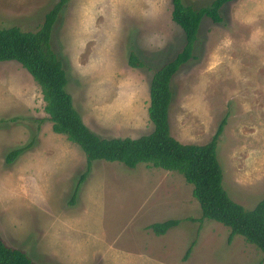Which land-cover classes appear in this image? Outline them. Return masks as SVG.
Instances as JSON below:
<instances>
[{
	"label": "rangeland",
	"instance_id": "rangeland-1",
	"mask_svg": "<svg viewBox=\"0 0 264 264\" xmlns=\"http://www.w3.org/2000/svg\"><path fill=\"white\" fill-rule=\"evenodd\" d=\"M59 1L0 0V28L35 33ZM213 1L182 0L195 9ZM172 11L171 0H68L60 13L52 48L74 107L100 137L137 139L154 130L153 75L185 44ZM221 15L220 24L202 21L194 59L172 80L170 131L183 144L206 145L225 120L217 144L223 186L253 210L264 199V0H234ZM131 52L144 68L129 65ZM32 141L7 165L12 150ZM86 165L81 148L53 132L31 75L18 63H0V235L9 247L35 264L262 261L243 237L228 243L224 225L192 222L202 216L200 205L176 172L96 161L72 204ZM171 219L181 224L166 236L148 229Z\"/></svg>",
	"mask_w": 264,
	"mask_h": 264
},
{
	"label": "trees",
	"instance_id": "trees-1",
	"mask_svg": "<svg viewBox=\"0 0 264 264\" xmlns=\"http://www.w3.org/2000/svg\"><path fill=\"white\" fill-rule=\"evenodd\" d=\"M234 0H215L208 7L195 9L182 0H171L172 20L185 36V44L174 59L155 71L150 84L148 116L154 126L152 133L137 139L102 138L83 121L74 107L73 98L67 91V72L52 48V35L60 13L68 0H60L50 11L35 33L24 32L18 27L0 28V63L15 62L25 69L40 86L54 133L65 136L79 146L86 157V170L80 176L71 200L73 204L80 186L91 173L96 161L120 163L130 169L141 164L152 168L176 172L193 186V197L198 201L202 216L192 222L215 221L230 229L228 243L235 236L255 246L263 255L258 264L264 263V199L253 210H247L231 199L223 186V171L217 157V144L223 134L225 120L212 140L206 145L183 144L170 131V107L173 100L171 83L180 69L194 59V50L202 21L210 19L215 24L223 22L222 8ZM128 63L132 68H144L135 52ZM27 146L12 150L7 158L11 165L32 148ZM181 224L171 219L148 227L156 236H164ZM201 229V227H200ZM197 241H193L184 255L188 260ZM0 264H35L21 249L9 247L0 235Z\"/></svg>",
	"mask_w": 264,
	"mask_h": 264
},
{
	"label": "crops",
	"instance_id": "crops-1",
	"mask_svg": "<svg viewBox=\"0 0 264 264\" xmlns=\"http://www.w3.org/2000/svg\"><path fill=\"white\" fill-rule=\"evenodd\" d=\"M167 235V234H166ZM166 235H164V236H166ZM170 240V239H169ZM172 241V240H171ZM166 245H167V242H166ZM151 253H155V251H153V252H151ZM168 255V252H166V256ZM151 258V257H150ZM149 258V259H150Z\"/></svg>",
	"mask_w": 264,
	"mask_h": 264
}]
</instances>
